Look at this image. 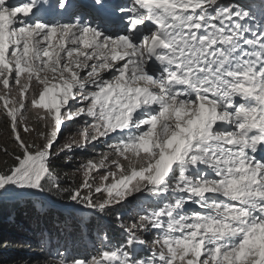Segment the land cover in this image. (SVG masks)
Returning a JSON list of instances; mask_svg holds the SVG:
<instances>
[{
  "label": "snow or ice",
  "instance_id": "snow-or-ice-1",
  "mask_svg": "<svg viewBox=\"0 0 264 264\" xmlns=\"http://www.w3.org/2000/svg\"><path fill=\"white\" fill-rule=\"evenodd\" d=\"M0 121V203L69 212L45 264H264V0H0Z\"/></svg>",
  "mask_w": 264,
  "mask_h": 264
},
{
  "label": "trees",
  "instance_id": "trees-1",
  "mask_svg": "<svg viewBox=\"0 0 264 264\" xmlns=\"http://www.w3.org/2000/svg\"><path fill=\"white\" fill-rule=\"evenodd\" d=\"M56 163L58 165L56 170L64 166L62 161ZM73 164L74 162H72ZM61 174H63V177ZM70 175H72L71 178L74 176L70 171L60 172L61 179ZM13 206H15L14 209L7 217H5V214L0 213V264H45L42 257L43 249L38 247L41 233L46 237L49 232H52L55 237L56 229L62 227L56 223L57 217L63 219L69 212L56 209L53 205H50L52 209L47 211L46 216L40 217L32 206V202L27 199L14 203ZM133 207H135V203L119 211L126 213L128 208ZM88 213L87 210H80L74 213V216H83V218L88 219L91 215V213ZM114 217L115 213L112 216L94 218L93 222L89 224L87 232L91 235L97 225H103L107 230L111 243L120 241L121 232ZM80 235V230L77 228L71 233L70 238L64 234L61 235V238L77 240Z\"/></svg>",
  "mask_w": 264,
  "mask_h": 264
},
{
  "label": "rangeland",
  "instance_id": "rangeland-1",
  "mask_svg": "<svg viewBox=\"0 0 264 264\" xmlns=\"http://www.w3.org/2000/svg\"><path fill=\"white\" fill-rule=\"evenodd\" d=\"M223 2H227V0H223ZM27 118L29 121H31V114H27ZM71 131V129H65V135H63L61 137V142L64 141V139L66 138L67 133ZM25 139H29V137H25ZM8 147L9 149H11V137H10V132L8 131V128L6 126V124L2 121H0V169H3L5 167V162H7L8 164H11V158L8 156H5L3 154V148L4 147ZM103 145L102 144H96L94 147L90 146L86 151L84 152H77L75 154V159L72 156H69V160H72V162H74V164L70 167H65L62 166L60 167L58 170H56L57 172H61V171H70L72 172V174H74V176L72 178H76L78 179V176L75 174V170H74V166L77 165L80 161H84L88 158H91L94 154H97L101 151H103ZM58 162V161H57ZM61 176L63 177V174H61ZM71 176H67L69 179H71ZM65 180V178H62L61 180ZM29 200V201H35V200H39L42 199L39 196H35V197H31V198H21V199H7L5 200L3 203H0V213L5 214V217L8 216L9 213L12 212V210L14 209L15 206H13L14 203H18L21 200ZM54 201H51V199L49 198V201L46 202V208L48 209H52V207L50 205H53ZM33 206V203H32ZM36 213L38 216H43L45 214L44 210L40 209V205L37 204L35 207ZM89 212V211H88ZM90 214V212L88 213ZM85 220H87V218H84ZM85 234H83L84 236ZM56 257L53 255V257H49V259H55Z\"/></svg>",
  "mask_w": 264,
  "mask_h": 264
},
{
  "label": "clouds",
  "instance_id": "clouds-1",
  "mask_svg": "<svg viewBox=\"0 0 264 264\" xmlns=\"http://www.w3.org/2000/svg\"><path fill=\"white\" fill-rule=\"evenodd\" d=\"M63 211H66V210H63ZM84 234L85 235L82 237L80 235V237L77 238V240H69L67 238H61V239H62V241L68 240L69 247H74L81 254H87V253L91 252L93 250V244H95L97 248H99L101 246L100 242H99V238H96L95 231H93L92 234L90 235L86 230ZM90 236L93 238H90ZM118 242L119 241L112 242L109 245V247H114ZM53 243H55V241H53Z\"/></svg>",
  "mask_w": 264,
  "mask_h": 264
},
{
  "label": "water",
  "instance_id": "water-1",
  "mask_svg": "<svg viewBox=\"0 0 264 264\" xmlns=\"http://www.w3.org/2000/svg\"><path fill=\"white\" fill-rule=\"evenodd\" d=\"M53 206H54V208L59 209V210H66L62 205H60L58 203V201H54ZM66 211H68V210H66Z\"/></svg>",
  "mask_w": 264,
  "mask_h": 264
},
{
  "label": "bare ground",
  "instance_id": "bare-ground-1",
  "mask_svg": "<svg viewBox=\"0 0 264 264\" xmlns=\"http://www.w3.org/2000/svg\"><path fill=\"white\" fill-rule=\"evenodd\" d=\"M53 252H55V249H52Z\"/></svg>",
  "mask_w": 264,
  "mask_h": 264
}]
</instances>
